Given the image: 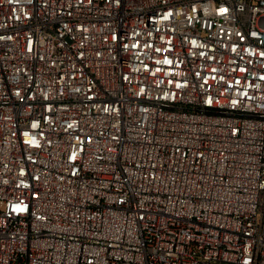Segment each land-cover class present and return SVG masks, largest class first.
<instances>
[{"label":"built area","instance_id":"2783aa9c","mask_svg":"<svg viewBox=\"0 0 264 264\" xmlns=\"http://www.w3.org/2000/svg\"><path fill=\"white\" fill-rule=\"evenodd\" d=\"M0 264H264V0H0Z\"/></svg>","mask_w":264,"mask_h":264}]
</instances>
